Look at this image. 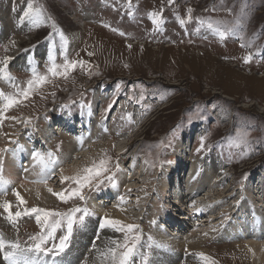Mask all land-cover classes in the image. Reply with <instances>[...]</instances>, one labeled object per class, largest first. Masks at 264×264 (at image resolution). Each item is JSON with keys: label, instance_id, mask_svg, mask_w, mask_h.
<instances>
[{"label": "rangeland", "instance_id": "obj_1", "mask_svg": "<svg viewBox=\"0 0 264 264\" xmlns=\"http://www.w3.org/2000/svg\"><path fill=\"white\" fill-rule=\"evenodd\" d=\"M17 1L27 6L23 14L29 3L32 4L31 14L27 18L23 16L24 19L32 20L31 15L39 10L44 22L35 21L32 28L20 33L6 27L0 17V58L5 54L12 57L0 73V92L4 94L0 102L4 103L0 109V176L10 185L17 183L19 175L23 174L22 166L15 170L17 176L11 175L12 159L25 151L21 142L25 140L17 133L23 130L34 134L39 128L43 129L48 122L43 115L52 113L61 104L64 108L76 109L77 116L87 112L83 124L90 126L87 129L93 130V135L84 132L86 143L96 145L99 150L80 158V171L75 177L64 182L56 180V185L62 188L61 194L70 197L66 202L58 198L43 205H31L28 201L10 203L12 220L0 208V237L27 247L33 243L30 237L41 232L42 224L37 223V214H25V209L69 213L77 206L82 210L86 208L92 215L85 217L82 225L74 226L68 247L56 255L60 256L54 264H114L108 249L115 248L118 256L124 249L112 241L123 245L126 235L129 246L136 244V254L130 264H145V257L147 264H260L254 263L246 252L248 236L234 223L237 208L250 209L245 208L247 203L243 202L248 192L262 196L255 201L264 203V76H259L264 74V0H173L171 4L169 0H130V6L129 0ZM17 1L0 0V11L8 6L10 12ZM151 13L160 14L163 23L153 24ZM222 31L223 38L219 35ZM14 38L18 39L16 48L11 44ZM43 47H50L52 56L49 53L45 59L35 53L37 48L43 51ZM31 51L28 66L15 64ZM65 61L75 62L66 74ZM53 65L58 69L56 75L48 72ZM33 73L46 75L47 81L34 85L24 97L22 92L29 87ZM112 88L117 99L113 94L103 103V96ZM126 95L140 104L134 112L131 110L134 122H131V111L118 113L123 111L120 108L123 106L120 104L118 111L116 105L123 102ZM5 97L19 102L5 107L8 103ZM54 117L51 115L48 122L50 127L56 125L48 128L50 137L58 132L57 125L64 132L77 131L82 125L74 121L70 125L68 118L57 124L52 120ZM98 120L102 129L98 127ZM108 129L112 131L105 133ZM193 131L194 135L190 134ZM64 134L52 137L50 145H38L36 135L31 139L37 149L42 148L39 154L48 150L53 160L57 158L49 166L54 171L64 164L68 154L71 157L69 152H75V145L80 144L66 138L70 133ZM120 139L124 140L121 153L117 149ZM106 140L114 145L104 147L101 143ZM90 149L91 146L86 148L91 152ZM192 164H195L196 174L205 175L207 180L204 185L201 182L200 190L194 194L203 195L205 203L221 198L219 203L210 204L217 206L213 210L219 212L218 216H225L229 221L218 223L219 228L213 229L210 224L219 219L201 221V216L193 226L188 225L187 218L197 217L187 215L188 209L184 208L190 205L188 201L192 198L184 184ZM29 168L26 173L30 172ZM47 169L44 175L50 177L53 170L48 172ZM89 169L90 172L86 171ZM30 173L35 174L34 170ZM214 176L218 180L216 184H212ZM113 181L118 189H106L114 186ZM131 184L135 189L124 193ZM75 191L85 199L75 196ZM174 195L180 200L183 198L182 207L175 206ZM94 203L105 209L134 210V216L123 221L109 215L108 211L95 210ZM166 203L172 206L169 212L175 209L174 215L183 217L171 219L166 233L178 227L179 235L171 236L182 240L202 237L209 231L211 235L205 237V247L181 252L178 246L157 236L156 220L165 214ZM262 207L257 208L258 219H264ZM213 210L206 212L210 215ZM17 211L21 216L15 217ZM82 214L77 213L76 218ZM48 219L54 221L61 217L49 216ZM101 219L118 220L124 226L136 227L131 232L108 226L102 229ZM229 227L237 230L236 238L227 236ZM66 233L67 223L62 221L46 246L58 244ZM105 237L103 256L96 249ZM0 262L5 264L2 257Z\"/></svg>", "mask_w": 264, "mask_h": 264}, {"label": "bare ground", "instance_id": "obj_2", "mask_svg": "<svg viewBox=\"0 0 264 264\" xmlns=\"http://www.w3.org/2000/svg\"><path fill=\"white\" fill-rule=\"evenodd\" d=\"M15 4H16V7H14V6L11 7L10 12H9L8 6L2 7L4 9H1V11H0V17L2 18L6 27L10 26L11 28L16 29V31H19L20 33H22V32L28 31L30 28H32L33 22H35V21L37 23L44 22V18H42V15L39 14V17H37L36 12H34V15H31L32 20L26 19L27 17L24 19L23 11L25 10V8L27 6L22 1H17ZM7 16H8V18H6ZM6 27L4 28L3 33L6 29ZM74 35L70 36V38L73 40V42L75 41ZM72 37H74V38H72ZM79 42H80V40H79ZM11 44L16 48V46H18V39L14 38L12 40ZM133 44H135V43H133ZM41 50H43V51H40L39 48H37L35 50V53H39V55L41 57H45V59L48 58V54L51 53V48L50 47H47V48L43 47ZM32 52L33 51L30 52L31 54L29 56L22 59V61L18 60L15 64L18 66L20 65L21 67L28 66L31 63L30 61L32 58H30V57L32 55ZM5 57H8L9 59L6 62H3ZM10 57H11L10 55L5 54L3 57L0 58V61H1L0 63L3 64V65H1V68L3 67L2 69L5 68V65L12 58V57L11 58ZM259 76L263 77L264 74H261ZM68 119H71V118H68ZM67 122L70 125H72V121L67 120ZM45 124H46V127H44L43 129L39 128L38 131L33 134V135H36L35 137H37L38 145H43L44 143L50 145L51 142L53 141L52 137H54V138L60 137L63 133H66V134L70 133V134H68L69 136H66V138L68 137L70 142H72V143H73V141H75L76 143H80V144L78 146H76L77 144L75 145V152H72V153L69 152L71 154V157L68 154V157H70L69 159L67 157V160H64V158H66V157L64 155H62V156H64V158H63L64 164H62V166L59 169H56L54 171L53 169H50L48 167V169H49V171L47 169L48 172H50L52 170L54 172V173L51 172L53 176L51 175L49 177V175L48 176L44 175L45 169L42 171L40 165L33 159V156H32L33 152H37V153L42 152V148L39 147L37 149L38 146H34V141L33 142L31 141L33 135L30 137V139H27L26 135H25V131L23 132V130H21V132H18L17 133L18 137L25 140V141L21 140V142L23 143L22 145H23L25 151L21 154L18 153L12 159L13 162H12L11 166H12V173L13 174H11V175L17 176L16 175L17 172L15 170L21 166H22L21 167V173H23V174L19 175V177H18L19 180L17 181L16 184L10 185L7 183L6 185L0 186V203H3L5 201H7L9 203L20 202V200H18L17 196L14 194V191H15V193L19 194V196L21 197V199L23 201H25V202L28 201L31 205H43L45 203H51L53 200H57L58 197L56 195H53L52 193H61L60 186L58 187V185H56V182L58 181V179H60L61 182H64L66 180L65 178L68 179V178L75 177L77 174H79V171H80V167H81L80 162H79L80 158L83 156L87 157L91 153L95 154L99 150L98 147H96V145L93 146V145H88L86 143L88 141L86 136L84 135V132H86V130H85L86 124L82 123L80 129H78L77 131H74V132H70V131L64 132L65 130L58 128L59 126L57 125L56 129H58V132L57 133L55 132L56 135L58 134L57 137H56V135L50 137L51 134H48L51 131L49 129H52L55 126L50 127L48 122H46ZM71 130H73V129H71ZM194 132L195 131L191 132L190 134L194 135ZM52 133H54V132L52 131ZM105 133H106V131H105ZM107 133H109V132H107ZM66 134H64V136ZM13 139L15 141L17 138L14 136ZM123 139H120L121 141L120 140L117 141V142H120L119 144L117 143V146H118L117 149H118V152H120V153H121V151H123V146L121 145L124 142ZM101 144L104 147H111L112 145H114L112 141L102 142ZM70 146L73 147L72 144H70ZM88 146H91V149H90L91 152L86 150V148ZM103 146H101V147H103ZM94 147L96 148V150H93ZM73 151H74V148H73ZM25 152L27 154H25ZM24 155L26 157L24 158V160H22L23 162H20V159ZM86 157H83V158H86ZM60 159H61V157H60ZM18 164H20V165H18ZM193 165H195V164H192L190 166L191 170L189 172V176L186 179V182H184V184L186 183V187H187V189H189L192 198H190V201H188V203H190V205H185L184 208L188 209V211L186 213L187 215L194 214V215H197V217L194 218V220L186 217L188 220V225L192 224V226H193V224L196 220L203 217V219L201 221H207V220L213 221L214 219H219V220L215 221V222H217L216 224H215V222L210 223L211 227L213 226L212 227L213 229L215 227L219 228L220 224H218V223L225 224V222L227 221L226 217L221 216L220 214L219 215L221 217L218 216L219 212L218 211H217V213L214 212V210L217 208V206H216V208H214L215 206L214 207L212 205L210 206V204L211 203H214V204L219 203L221 198L218 200H215V201L211 200L212 201L211 203L209 201L205 203V200H203V197H204L203 195L202 196H200L201 194L195 195L196 192L198 190H200L199 187L202 184L201 182H203V185H204L207 182V180H206V177H204L205 175L201 176L199 174H196V167L195 166L193 167ZM28 168H29L30 172H32L34 170L35 174H31L30 172H29L30 174L28 172L26 173V170ZM219 172H218V174H219ZM29 175H31V176H29ZM54 177H56V178L54 179ZM214 179L215 180L212 184L218 183V180H216V176H214ZM42 180L45 182H39ZM10 182H12V181H10ZM208 186L211 187L212 185H210V183H209ZM126 187L127 188L125 189L124 193H127L126 191L135 189V185L133 186L132 184L130 186L127 185ZM212 188H210V189H212ZM48 189H52V192H49ZM210 193H209V195H210ZM192 194H194V195H192ZM246 195L247 196H245V200L243 202H246L247 204H245L244 207L245 208L250 207V209L247 208V209H244L243 211H241L242 209L239 210V208H237L236 221L234 224L237 223L238 226L241 228L240 229L241 232L244 234L246 233V235L248 236V240L246 241L247 242L246 246L248 248V251H246V252H248V255L250 256V258H252V260L255 261L254 263L258 262L260 264H264V240H260V241L258 240V238L264 239V236H263L264 235V219L262 217L259 219L257 218V215H258L257 208L261 207L263 209L262 206H264V203L262 201H260V202L255 201V199H262L263 197L260 195L256 196L255 194L252 195V192H250V193L248 192ZM175 196L176 195H174V199H173L176 202L175 206L180 207L179 205H181V207H182L184 205L183 198H182V200H180L179 197L177 198ZM207 196L208 195H206V198H208ZM106 197H108V195ZM217 198H219V197H217ZM118 199H120V198H118ZM243 202H241V204ZM166 204H167V208H165L164 212H163L165 214L164 215L161 214V217H159V218L157 217L158 219L156 220V221H158L156 226H155V229H156L155 232H156L157 236L160 238L166 239V241H168L173 246H178L180 248L179 250L181 252H186L189 250H197V249H200L202 247H205L204 246L205 241H206L205 237L207 238L208 235L209 236L211 235V233L209 231L206 232L202 236L204 238L197 237V236H194V237L191 236V237H188V238H185L182 240L171 236V235H173V236L179 235L180 232L178 233V227H176V229L173 228V230H168L169 233L168 232L166 233V227H167L166 225L169 223V221H171V219H173L174 217L176 218V220L179 218H183V217H181V215H177V213H175V215H174L175 209H173V210L171 209V212H169L168 208H171L172 206L169 207L168 203H166ZM102 206H104V205H102ZM255 206H257V207H255ZM93 207L95 210L99 211L100 213L103 211H106V212L108 211L109 215L113 216L114 218L122 219L123 221H128V220H130V219H128L130 216H134L132 213V211H134V210L131 211L130 209H125V208H121V207H115L114 209H105V208H102L100 205H97L96 203L93 204ZM213 208H214V210H213ZM222 209L223 208H221V210ZM228 209H231V207H229ZM211 210H213V212H210V215L213 216V218L210 215H208V212H206V211H211ZM225 210H223V211H225ZM245 212H247V213H245ZM139 213H141V212H139ZM231 213H233V211H231ZM164 216H166L167 219L162 220L164 218ZM199 216H201V217L198 218ZM228 222L229 221H227V223ZM233 227H229V229L227 230L229 232V234H227V236L236 238V236H238L239 234H238L237 230H234ZM173 231H176V232H173ZM248 231H250V232H248ZM109 235H111V234H109ZM111 237H112V235L109 236V238H111ZM102 239H103V241L98 245L96 250L98 252H101V254L104 256L106 252L102 251V247H103V244H105V241L107 240V238L105 237ZM7 242H9V241L7 240ZM99 246H100V248H99ZM175 248H177V247H175ZM184 248H186V249H184ZM189 252H191V251H189ZM100 258H101V256H100ZM0 264H2V262H0Z\"/></svg>", "mask_w": 264, "mask_h": 264}, {"label": "snow or ice", "instance_id": "obj_3", "mask_svg": "<svg viewBox=\"0 0 264 264\" xmlns=\"http://www.w3.org/2000/svg\"><path fill=\"white\" fill-rule=\"evenodd\" d=\"M172 2L173 0H169V4H171ZM129 6H130V0H129ZM31 12H32V4L29 3L28 10L24 12V16L28 17L31 14ZM189 12H191V9H189ZM39 14H40L39 10H36L37 17H39ZM150 16L152 17L153 24L159 25L163 23L160 14L151 13ZM180 23L183 24L184 21L181 20ZM209 26L211 27V25ZM53 27L55 28V25H53ZM219 35L221 38H223L225 33L222 31L219 32ZM61 37L63 39V34H61ZM8 59H9L8 57H5L3 62H6ZM50 59H52L51 56ZM74 66H75V62L69 63L68 61H65V64L63 65L64 74H66L68 70ZM57 70L58 69L56 65H53L52 67L48 68V72L52 73L53 75H56ZM2 72L3 69L0 68V73ZM46 81H47L46 76L33 73V79L28 81L29 87L22 92V95L24 97H27L34 85L38 86L45 83ZM3 95L4 94L0 92V97H2ZM5 99L8 100V103L5 105V107H11L15 103L19 102L18 100L13 99L12 97H5ZM110 108L111 105H109V109ZM201 143L203 144V140L201 141ZM32 156L33 159L40 165L42 171L55 163V161L52 159L51 153H48L47 156L45 157L42 154L33 152ZM101 163H103V161ZM86 171L90 172L91 170L89 169ZM39 182H45V181L42 180ZM7 183L9 182L4 180L3 177L0 176V186L6 185ZM113 185L115 186L114 181H113ZM48 191L52 192V189H48ZM14 194L17 196V199L20 200V202L23 204L24 201L21 199L19 194L15 193V191ZM52 194L56 195L59 199L64 200L65 202L68 198H70L61 193H52ZM73 194L75 196H78L81 200L85 199V197L81 195L79 191H75ZM0 208H3L4 211L8 213L9 220H12L14 218L13 214L9 211L11 208V204L9 202L5 201L3 203H0ZM81 212L83 214L80 215L79 218L77 219L76 214ZM31 213L37 214L36 215L37 223L42 224L41 232L36 236L30 237L33 243H31L27 247H22L19 243L16 242H6L3 238H0V257H2L3 261H5V264H41L39 259L41 254H43L44 256H48V255L56 256L60 253H63L65 249L68 247V243L72 236L74 226L82 225L85 217L92 215V213H90L86 208L83 210L80 208H74L71 209L69 213H51L39 208L25 209V214H31ZM14 215L15 217H19L21 216V213L17 211ZM49 216H60L61 219L50 221L48 219ZM62 221H66L67 223V233L60 237L58 244H53L52 247H47L46 245L48 241L54 238L56 229L61 226ZM106 226L112 227L117 231H125L126 228L128 232H131L136 227L135 225H131V224L124 226L118 220L101 219L100 227L103 229ZM112 243L116 244L117 247H122L124 249L122 252L119 253L118 256L115 248L108 249V253L111 255L114 264H130L131 258L136 254L135 252L136 244L133 243L131 246H129L127 235L125 236V243L123 245H119L116 241H112ZM157 246L159 247L160 245ZM200 255L203 256V254ZM145 264H147V257H145Z\"/></svg>", "mask_w": 264, "mask_h": 264}, {"label": "built area", "instance_id": "obj_4", "mask_svg": "<svg viewBox=\"0 0 264 264\" xmlns=\"http://www.w3.org/2000/svg\"><path fill=\"white\" fill-rule=\"evenodd\" d=\"M110 91L111 90H108V94H105V96H103V97H105L102 101H103V103H104V101H105V99H107L108 97H109V95H110ZM107 97V98H106ZM103 103H101V104H103ZM120 104H122V106L123 107H120L121 108V110L123 109V111H120V112H118L120 109L118 108L119 107V105ZM102 106L103 105H101V107H100V109H103L102 108ZM117 106V109H118V113H122V112H125V113H127L126 111H128V112H130L131 110L134 112L136 109V107H139L140 106V104L138 103V100L136 99V100H134V99H132V97H130L129 95H126V99L124 98V101L123 102H119L118 103V105H116ZM130 112V114L131 113H133V112ZM103 113V110H102V112L100 113V114H102ZM131 116V115H130ZM133 118H134V113L132 114V118H131V122H134L133 121ZM79 122H82V123H84V118H81V119H79L78 121H77V123H79ZM136 122H138V121H136ZM90 123V125H91V123L92 122H89ZM98 124H99V128H101L102 129V126H101V123L99 122V120H98ZM87 127H90L88 124L86 125V129H87ZM99 128H97V129H99ZM97 131V130H96ZM104 131H112V130H104Z\"/></svg>", "mask_w": 264, "mask_h": 264}]
</instances>
